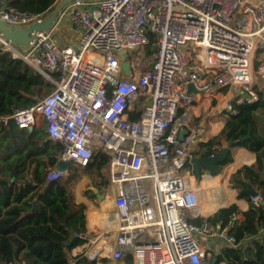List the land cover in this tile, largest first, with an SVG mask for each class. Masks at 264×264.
<instances>
[{"label":"built area","instance_id":"built-area-1","mask_svg":"<svg viewBox=\"0 0 264 264\" xmlns=\"http://www.w3.org/2000/svg\"><path fill=\"white\" fill-rule=\"evenodd\" d=\"M58 16L51 30L32 34L27 49L0 32V49L54 86L33 106L0 115V125L29 131L43 122L47 139L62 145L59 161L78 168H86L99 153L109 157L118 230L112 244L95 256L91 247L87 257L207 264L212 252L205 241L222 237L229 246H240L227 228L221 231L209 222L223 208L203 212L210 199L205 174L196 179L190 166L195 142L209 139L196 124L195 110L202 100L211 108L231 97L223 111L237 115L235 106L260 100L264 1L74 0ZM63 18L80 35L76 45L60 46L55 40ZM44 20V14L17 10L11 0L0 10V21L14 28ZM147 46L153 62L139 71V64L126 61L127 54ZM183 129L188 133L181 140ZM66 176L55 166L46 183ZM251 203L259 207L260 194L251 196Z\"/></svg>","mask_w":264,"mask_h":264},{"label":"trees","instance_id":"trees-1","mask_svg":"<svg viewBox=\"0 0 264 264\" xmlns=\"http://www.w3.org/2000/svg\"><path fill=\"white\" fill-rule=\"evenodd\" d=\"M58 0H11L17 10L47 16L55 9ZM151 49V46H147ZM153 51H150V54ZM54 89L45 78L23 60L13 58L0 49V115H11L15 109H26L38 101V90ZM252 105L235 106L237 115H229L217 136L202 142L201 154L210 157L222 152V143L239 141L231 148L241 147L256 154V163L245 165L235 172L230 183L239 190L240 199L250 201V209L243 213V221L234 218L241 213L235 204L220 210L209 219L211 225L240 244L237 248L225 246L215 253L216 264H264V92ZM138 119V115L132 117ZM250 134L246 140L242 138ZM62 150L60 143L47 139L45 130L35 127L21 130L13 123L0 125V264H96L86 253L71 257L73 249L88 243L86 234V207L75 204L68 192L69 182L78 176V168L68 172V182L46 183V174L55 167ZM252 155L245 150L235 151V161L226 166L228 171L250 163ZM232 162L231 154L219 167ZM106 154H97L84 168L87 175L101 177L108 165ZM72 168V167H71ZM228 171L226 174H228ZM109 184L108 182L106 183ZM253 188L262 197L259 207L251 203V196L241 192ZM35 203L38 208L35 209ZM218 205L223 208L229 204ZM200 224L201 220H194ZM249 240V241H248ZM248 244L245 246V242ZM68 243V245H67ZM96 245L92 250L95 256ZM127 263L131 258H126Z\"/></svg>","mask_w":264,"mask_h":264},{"label":"crops","instance_id":"crops-1","mask_svg":"<svg viewBox=\"0 0 264 264\" xmlns=\"http://www.w3.org/2000/svg\"><path fill=\"white\" fill-rule=\"evenodd\" d=\"M5 1L6 0H0V10L3 8ZM64 21H62V23L57 26L54 35L62 33L61 29H62ZM72 30H73L72 31L73 33L71 35L73 37V40L69 38L68 42L66 41L68 44L63 45V46H71V45H76L78 43L80 35L73 28ZM208 107H209V102L206 100H202V102L196 107L195 111L199 115V118L196 119L197 125L198 124H201L202 126L205 125V122L201 120L202 119L201 117H202V113L206 112ZM208 124H209V134L214 135V136H217L224 127V123H222L221 121H214V122L210 121ZM213 124L214 125L220 124V128H218L216 132H214L213 130V126H214ZM37 128L39 129L43 128L45 130V126L43 122H40ZM202 142L203 140H199L195 142L193 152L197 151L195 153H198V150H201L199 154L202 153L203 150L199 149V146ZM237 150L247 151V153L252 155V160L250 163H245L239 166L234 171L233 170L228 171L229 167H226V166L232 164L235 161V151ZM196 157H200V156L197 155ZM231 157H232V162L223 166L222 171H219L217 176L212 177L209 175L208 172L204 173L205 177L203 178L202 182H203L204 187L207 189V193L210 199L208 200L205 208H203V212L212 213L219 209H222L223 207L220 208V206L218 205V203L220 202H222L223 204H229L227 207L223 209H227L232 204H235L238 207V209L241 211V213L237 215L234 218V220L243 221L244 220L243 213L247 212L250 209V201L248 199H240L239 198L240 193L238 194L236 190H233L232 188L229 187L230 185L229 180L231 176L243 166L245 165L250 166V165L255 164L256 154L248 151L245 148L235 147L231 149ZM190 168L192 169L193 167L190 166ZM227 171H228V174H226ZM87 178L89 179V177ZM70 190H71V194L73 197L72 200L74 201V203L77 205L84 204L86 207V210H85L86 229H87L86 235L88 236V240H89L88 243H86L85 245L73 249L71 252V257L74 258L77 255L86 253L89 250V248L93 246L95 247L96 245L99 246V251L98 253H96V255H98L99 252H101V250L104 249V247H106V245H110L113 243V240L116 236V232L118 230V228L115 226V223L113 221L114 204H113V196H112L111 190L109 188V193L107 195L105 193L104 197H99V194L104 193L102 189L94 190L93 191V196L95 197L94 199H89L87 197V194H86L87 188L83 189V186H80V188L78 189H70ZM260 234H264V231L260 232ZM215 240H216V244H218L221 247L219 251H221V249L224 248L225 246L230 245L226 238L220 237V238H216ZM248 241L245 242L244 244L245 246L248 244ZM130 263H127L126 259L116 261L108 257H101L100 259L97 260L96 264H130Z\"/></svg>","mask_w":264,"mask_h":264},{"label":"rangeland","instance_id":"rangeland-1","mask_svg":"<svg viewBox=\"0 0 264 264\" xmlns=\"http://www.w3.org/2000/svg\"><path fill=\"white\" fill-rule=\"evenodd\" d=\"M259 1H264V0H259ZM62 2H63V0H58L54 11L57 10V8L62 4ZM52 13H50V14H52ZM50 14H48L46 16V18L49 17ZM61 30H62L61 31L62 33L55 35V40L60 46H63V45L68 44L67 42H68L69 38L73 40V37L71 35L73 33L72 32L73 30L71 28V24H70L69 20H65L63 22V26H62ZM19 49L21 50V48H19ZM151 50L152 49L145 47L139 51L133 52L132 54L131 53L127 54V60L126 61H130V62L134 61L136 64H139V71L147 70L153 62V54L152 53L150 54ZM53 90L54 89H48V88L39 89L38 90V98H41V97H44V96L50 94ZM228 98L226 99V101H223L220 99L219 101L214 102L210 109L208 108L206 110V112L202 113V117H201L202 119L201 120L203 122H205V125L203 126V128L205 129V134L209 138H211V136H214V135L209 134V124L208 123L210 121L211 122L221 121L222 123L225 124L227 116H226V114H224L223 108L225 106V102H227V101L230 102L232 100L231 97L229 99ZM259 116H261L263 118V122H264V114L259 113ZM225 147H230V146H229V143L224 140L221 148L224 149ZM199 149H201L200 146H199ZM195 152H197V151H195ZM195 152H193V156H194ZM200 152H201V150H198V154ZM194 157H196V156H194ZM71 167H72L71 170H73L75 166L72 165ZM77 170H78L77 171L78 176L73 180L72 183L69 182L70 186H68V192H69L71 198H73V197H72L70 189H78V188H80V186H83V189L87 188L86 194H87V197L89 199L95 198L93 196L94 190L102 189L103 192L106 193V195L109 193L110 183H109V177H108V172H107L106 168L103 169L101 177H98L96 174H93V172H92V174L87 175L84 173V170L82 168H78ZM221 171H222V169H221ZM87 177H89V179ZM64 182H68V175L64 179ZM107 182L109 183L108 185L106 184ZM229 183H230V180H229ZM229 187L232 188L233 190H236L237 193L239 194V190L234 188V186L231 183H230ZM205 245L207 246L208 249H211V252H212V257L210 259H208L206 263L212 264L213 260H215V253H217V251L219 252L221 247L218 244H216V240L214 238L205 241ZM101 260H103V259H101Z\"/></svg>","mask_w":264,"mask_h":264},{"label":"water","instance_id":"water-1","mask_svg":"<svg viewBox=\"0 0 264 264\" xmlns=\"http://www.w3.org/2000/svg\"><path fill=\"white\" fill-rule=\"evenodd\" d=\"M74 0H63L62 4L54 11L49 17L46 18L41 23H36L30 27L26 28H14L12 26L6 25L3 21H0V32L4 34L5 39L14 42L15 44L28 48L30 42L34 39L32 34L34 32H42L51 30L53 24L56 22L58 15L62 12V10L70 4ZM129 64L125 63L123 65L124 71L128 74ZM190 91L195 92L194 87L190 86ZM198 93V92H196ZM30 129L29 131H32ZM187 130L183 129L180 133V139L183 140L184 136L187 134ZM250 137L248 134L246 137L242 138V140H246ZM239 141H230L229 146L225 147L220 154L212 155L210 157H193L191 160V165L193 167L194 175L196 179L200 180L205 172H208L210 176H217L219 173V167L222 163L226 161L228 156L231 154V146L238 144ZM72 163L70 161H59L56 165V168L61 173H68L71 169ZM246 193L252 197H257L259 193L253 188H249L247 190H243L241 194ZM38 208L37 203H35V209ZM68 245V243H67ZM91 260L95 261V258L90 257ZM212 264H216V259L213 260Z\"/></svg>","mask_w":264,"mask_h":264},{"label":"bare ground","instance_id":"bare-ground-1","mask_svg":"<svg viewBox=\"0 0 264 264\" xmlns=\"http://www.w3.org/2000/svg\"><path fill=\"white\" fill-rule=\"evenodd\" d=\"M64 20H68V19L63 18L62 21H64ZM62 21H61V23H62ZM61 23H60V24H61ZM60 24H59V25H60ZM213 125H214V124H213ZM213 125H212V126H213ZM218 128H220V124H215V125L213 126V130H214V132H216V131L218 130Z\"/></svg>","mask_w":264,"mask_h":264},{"label":"flooded vegetation","instance_id":"flooded-vegetation-1","mask_svg":"<svg viewBox=\"0 0 264 264\" xmlns=\"http://www.w3.org/2000/svg\"><path fill=\"white\" fill-rule=\"evenodd\" d=\"M104 196H105V193L99 194V197H104Z\"/></svg>","mask_w":264,"mask_h":264}]
</instances>
